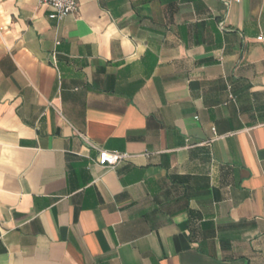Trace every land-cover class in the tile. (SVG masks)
<instances>
[{
    "label": "crops",
    "instance_id": "obj_1",
    "mask_svg": "<svg viewBox=\"0 0 264 264\" xmlns=\"http://www.w3.org/2000/svg\"><path fill=\"white\" fill-rule=\"evenodd\" d=\"M78 9L0 0V264H264V3Z\"/></svg>",
    "mask_w": 264,
    "mask_h": 264
},
{
    "label": "built area",
    "instance_id": "obj_2",
    "mask_svg": "<svg viewBox=\"0 0 264 264\" xmlns=\"http://www.w3.org/2000/svg\"><path fill=\"white\" fill-rule=\"evenodd\" d=\"M239 2L240 0H235ZM264 3V0H259ZM41 4L50 10V18L57 21H62L67 16L76 14L79 10V0H40ZM224 29V24L221 25ZM262 41L263 38H259ZM128 159V156L119 152L101 151L99 158L95 162V165H99L104 169H113L120 162Z\"/></svg>",
    "mask_w": 264,
    "mask_h": 264
}]
</instances>
